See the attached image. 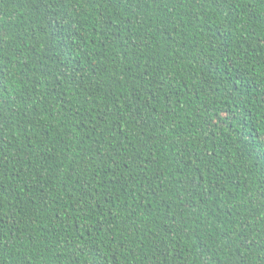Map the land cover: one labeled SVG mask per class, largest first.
Listing matches in <instances>:
<instances>
[{"label": "trees", "instance_id": "obj_1", "mask_svg": "<svg viewBox=\"0 0 264 264\" xmlns=\"http://www.w3.org/2000/svg\"><path fill=\"white\" fill-rule=\"evenodd\" d=\"M0 264H264V0H0Z\"/></svg>", "mask_w": 264, "mask_h": 264}]
</instances>
